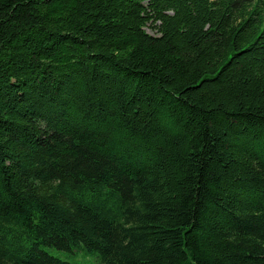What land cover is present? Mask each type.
<instances>
[{"label": "trees", "instance_id": "obj_1", "mask_svg": "<svg viewBox=\"0 0 264 264\" xmlns=\"http://www.w3.org/2000/svg\"><path fill=\"white\" fill-rule=\"evenodd\" d=\"M80 259L264 264V0H0V264Z\"/></svg>", "mask_w": 264, "mask_h": 264}, {"label": "rangeland", "instance_id": "obj_2", "mask_svg": "<svg viewBox=\"0 0 264 264\" xmlns=\"http://www.w3.org/2000/svg\"><path fill=\"white\" fill-rule=\"evenodd\" d=\"M147 31L150 34H152V35H155L156 34V30H154V28L151 27V26L149 28H147ZM90 260H93V259L90 258ZM76 264H85V263H84V260L83 259H80V260H78V262Z\"/></svg>", "mask_w": 264, "mask_h": 264}]
</instances>
